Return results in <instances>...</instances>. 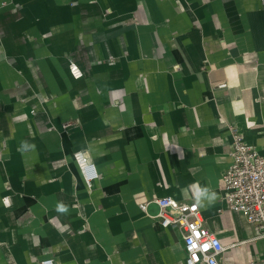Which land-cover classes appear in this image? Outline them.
Returning a JSON list of instances; mask_svg holds the SVG:
<instances>
[{
    "label": "crops",
    "instance_id": "crops-1",
    "mask_svg": "<svg viewBox=\"0 0 264 264\" xmlns=\"http://www.w3.org/2000/svg\"><path fill=\"white\" fill-rule=\"evenodd\" d=\"M233 132L264 153V0H0V264H178L152 200L195 182L220 264H264L222 199Z\"/></svg>",
    "mask_w": 264,
    "mask_h": 264
},
{
    "label": "built area",
    "instance_id": "built-area-1",
    "mask_svg": "<svg viewBox=\"0 0 264 264\" xmlns=\"http://www.w3.org/2000/svg\"><path fill=\"white\" fill-rule=\"evenodd\" d=\"M68 69L73 78L82 76L73 62H69ZM261 150L264 151V145ZM229 155L230 163L221 174L222 199L229 209L246 219L256 238H264V153L248 144L243 134L233 132ZM72 160L82 180L91 186L98 178L95 163L81 151H75ZM152 201L158 207L156 217L161 227H175L182 232L184 257L178 264H220L224 247L204 226L196 203H181L170 196ZM2 203L8 206V197H3ZM146 205L147 202L142 203L139 208L145 211ZM39 264H54V260L45 258Z\"/></svg>",
    "mask_w": 264,
    "mask_h": 264
},
{
    "label": "clouds",
    "instance_id": "clouds-1",
    "mask_svg": "<svg viewBox=\"0 0 264 264\" xmlns=\"http://www.w3.org/2000/svg\"><path fill=\"white\" fill-rule=\"evenodd\" d=\"M34 149V144H29L27 141H24L21 143L18 151L24 152ZM189 187L193 192V197L195 199L196 205L201 208H206L208 205L214 203L218 198V194L214 190H212L210 186H201L199 182H195ZM57 210L60 212H66L67 208L64 205H59Z\"/></svg>",
    "mask_w": 264,
    "mask_h": 264
}]
</instances>
